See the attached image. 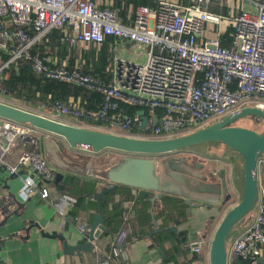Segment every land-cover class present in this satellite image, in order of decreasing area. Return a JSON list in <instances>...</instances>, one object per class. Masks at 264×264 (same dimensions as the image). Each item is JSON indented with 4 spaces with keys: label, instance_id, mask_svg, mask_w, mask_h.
<instances>
[{
    "label": "built area",
    "instance_id": "obj_1",
    "mask_svg": "<svg viewBox=\"0 0 264 264\" xmlns=\"http://www.w3.org/2000/svg\"><path fill=\"white\" fill-rule=\"evenodd\" d=\"M219 1L158 0L155 7L138 6L122 18L117 8L102 9L93 0H0V83L7 68L24 61L39 77L104 94V102L94 113L74 99L69 104H29L28 108L10 96L8 103L75 126L143 140L188 135L243 109L264 113V0ZM54 31L60 32L61 43L68 44L71 52L79 53L85 46L99 50L108 37L113 38L108 82L85 74L77 62L71 68V55L64 59L44 55L41 48L45 45L47 49ZM120 104L145 108L152 114L159 109L163 116L150 119L144 133H132L135 128L143 130L142 119L125 116ZM43 136L52 137L0 118V174L6 170L16 176L29 167L41 180H53L54 171L46 158L30 150L40 145ZM18 150L13 165L8 158ZM258 169V213L229 245L228 264H236L239 258L251 260L250 264L264 260V157ZM22 180L25 199L32 193L49 198L50 190H39L34 177L27 175ZM75 202L64 196L53 207L63 216ZM132 217L125 213V224ZM81 232L90 241V228L81 226ZM129 233L128 227L123 228L112 238V245L123 244ZM96 240L92 241L95 264L125 261L123 248L119 247L116 256L100 252ZM190 247L202 254L205 242L196 240Z\"/></svg>",
    "mask_w": 264,
    "mask_h": 264
},
{
    "label": "crops",
    "instance_id": "obj_2",
    "mask_svg": "<svg viewBox=\"0 0 264 264\" xmlns=\"http://www.w3.org/2000/svg\"><path fill=\"white\" fill-rule=\"evenodd\" d=\"M183 1L185 2L186 0ZM94 2L102 9L116 8L117 0H96ZM157 2L158 0L154 1L155 6ZM219 2V0H213V3ZM113 41V38L108 37L105 45L99 50L92 46L83 47L77 58L72 59L73 65L77 62L84 71L88 64L89 70L92 71L93 65L98 61L100 54L106 52V72L108 73L113 56L111 51ZM127 51V53H130L129 49ZM88 57H90L89 60ZM125 57L130 58L129 55H125ZM2 95L0 93V98ZM3 101L9 102L7 100ZM153 118L152 114V118H149V120ZM201 148L206 150L203 155L205 159H202L203 161L197 159L196 157L202 155L194 152L191 154L190 159L186 158L189 163L186 169L196 177L195 183L201 180L205 183V193L194 192L193 194L190 193L192 197L189 199L183 198L185 201L183 208L184 217L183 214L181 215L178 212L174 215L168 213V216L172 218L171 220L168 219V226L172 227L177 236L183 235L185 237L184 244H180L178 239H174L173 243L163 238V250L150 236L143 239L130 240L126 248H124L126 253L125 264H162L163 258L158 251L159 249L162 250L165 256V264H196V261L193 262L196 259V254L190 247V244L196 240L205 242L202 261L197 262H200L199 264H210V250L215 231L227 210L240 200L239 189L241 184L239 171L243 167V163L222 144L205 145ZM30 150L39 152L46 158L54 171L55 178L49 182H44L29 167H23L20 170V174L16 176L10 175L6 170L1 172L0 263L95 264L94 251L66 255L63 242L66 241L71 247H79L88 242L81 232V226L92 229L95 217L98 215L97 203L95 204L93 200H90L89 203L86 202L87 209L78 208L76 216L72 214L76 202L65 210L63 216L57 212L53 204L66 196L57 187L58 178L62 177L65 179L67 176H76L89 179L88 176L82 174L80 168L83 167L82 164H86L90 159L94 161L96 156L72 151L66 145L64 146V143L59 138L53 136L48 138L43 136L40 145L32 147ZM67 151L77 153L85 158L81 160L79 157L78 161L69 159ZM18 154L19 150L15 151L9 156L8 162L15 165L18 160ZM183 155L185 154H179V156L175 157L181 159L184 157ZM51 157L53 159L58 158L61 163L56 164L50 161ZM196 159L199 165H196ZM27 175L34 177L40 184L39 190L44 188L50 190V196L47 200L43 199L40 193H32L28 199L22 196V177ZM226 188L228 191L225 190ZM137 195L138 191L133 189L131 197L136 198ZM122 198L125 213L133 216L131 220H137L138 223L142 221L145 215L138 216V207H136L135 201L131 200L127 195L123 197L116 196L115 201L118 202ZM257 213L258 205L249 215L247 225L254 221ZM154 216L156 217L155 228L159 231L160 228L164 227L166 216L160 214L159 211H155ZM150 230V228H146L143 231L149 233ZM113 237L114 235L111 236V234L104 232L96 240L95 245L100 252H108L112 245Z\"/></svg>",
    "mask_w": 264,
    "mask_h": 264
},
{
    "label": "water",
    "instance_id": "obj_3",
    "mask_svg": "<svg viewBox=\"0 0 264 264\" xmlns=\"http://www.w3.org/2000/svg\"><path fill=\"white\" fill-rule=\"evenodd\" d=\"M138 116L143 122L141 128L147 129L149 118L146 111H139ZM250 116L258 117L264 122L263 112L249 108L188 135L165 140H143L75 126L0 100V118L32 126L59 138L64 146L72 151L93 156L115 151L123 155L115 163L102 167H98L93 159L82 164L83 167L80 168L82 174L104 182L105 187L94 196L98 205V215L90 230V241L79 247H71L64 241L66 255L92 252V241L99 239L104 232L110 234L105 223L103 202L110 193L121 186L153 192L157 196L164 194L188 199L192 197L184 186L188 187L189 184L194 186L196 177L186 169L189 166L187 160L177 159L174 155L194 152L204 155L206 150H202L201 147L222 144L243 163L239 171L240 200L225 213L215 231L210 250V264H228V247L246 229L249 215L256 208L260 196L258 162L264 157V132L259 133L234 125L237 121ZM157 122L158 118L155 117L154 124ZM195 161L196 165H199L197 159ZM225 190L228 191L227 188ZM196 193H205V190ZM158 251L163 258L162 264H165L162 250ZM250 263L251 260L239 258L236 264ZM259 263L264 264V260L260 259Z\"/></svg>",
    "mask_w": 264,
    "mask_h": 264
},
{
    "label": "trees",
    "instance_id": "obj_4",
    "mask_svg": "<svg viewBox=\"0 0 264 264\" xmlns=\"http://www.w3.org/2000/svg\"><path fill=\"white\" fill-rule=\"evenodd\" d=\"M96 1V0H93ZM155 0H117L116 8L119 10V15L122 18H126V15L129 12H132L138 6H148L155 7ZM212 11L218 12L215 6L211 7ZM232 30H229L226 38L229 37ZM60 32L54 31L49 36V43L47 44V49L42 46V52L44 55H57L60 59L66 58L68 55H71V58H77L78 51H72L69 49L68 44L61 43L60 41ZM227 43L224 42L223 46H226ZM90 57H88L89 60ZM71 59V60H72ZM7 58L4 59L6 61ZM73 61L71 63V68H73ZM107 68V53L102 52L98 58V61L94 63L93 70L90 71L88 64L83 71L87 75L97 76L103 81L108 82L109 75L106 72ZM0 90L4 91L7 95L14 97L16 99L24 100L27 103L33 105H38L41 103H55L61 102L64 104H69L71 99L75 101H80L82 107L87 112H97L102 103L104 102L103 92H99L96 89L85 88L61 81L48 80L42 77L37 76L31 69L29 63L24 61H19L16 64L11 65L7 68L3 75L0 83ZM122 110H124V115L130 119L139 118L138 112L141 110L146 111L148 118H152V113L150 110L145 108H137L127 104H120ZM153 116L158 118L163 116L162 110H156L153 113ZM262 121V120H261ZM132 133L141 132L144 133V130L140 128H135L131 131ZM148 132V131H147ZM67 156L72 160H83L85 157L78 155L77 153H71L67 151ZM121 153L115 151H106L97 155L94 159L95 164L98 167L106 166L115 163L117 160L122 158ZM186 159V157H183ZM187 160V159H186ZM188 162V160H187ZM55 178V177H54ZM58 189L62 192L63 195L72 197L76 199V204L72 212L76 216L78 213V208L87 209L86 202L93 200L96 204L94 198L95 194L100 192L104 187L105 183L93 179V178H81L76 176H67L65 179L62 177L58 178ZM46 182V181H44ZM104 183V184H103ZM133 188L121 186L118 190L110 193L106 200L103 202V207L105 209V223L107 228L110 231L111 236L119 233L123 228L128 227L130 233L128 238L123 244L120 245H111L108 250V253H111L116 256L118 253L119 247L126 248L130 240L133 239H143L147 236H150L155 243L162 247L164 250L163 238L168 242H173L174 239H178L180 244H184L185 237L183 235L177 236L173 231L171 226H168V219H172L168 216V213L174 215L176 212L183 214V208L185 206V201L183 198L174 196V195H164L160 194L157 196L156 193L148 191H138L137 197H131ZM130 197L131 200L135 201L137 208V214L145 215V218L138 223L137 220L132 221L131 219L125 224L124 215L125 210L123 208V198L118 202L115 201V197ZM98 206V205H97ZM159 211L160 214L166 216V221L164 227L160 228L157 231L156 227V217L154 212ZM184 217V214H183ZM146 228H150L149 233L143 231ZM196 259L193 262L202 261V254H196ZM120 264H125V261H121Z\"/></svg>",
    "mask_w": 264,
    "mask_h": 264
},
{
    "label": "rangeland",
    "instance_id": "obj_5",
    "mask_svg": "<svg viewBox=\"0 0 264 264\" xmlns=\"http://www.w3.org/2000/svg\"><path fill=\"white\" fill-rule=\"evenodd\" d=\"M226 15V14H225ZM1 99H3V100H7V101H10L11 99H10V96H8L6 93L5 94H3L2 96H1ZM21 103L22 104H24V106H26V107H28L29 108V104H26L25 105V103H23L22 101H21ZM235 126H239V127H245V128H249V129H252V130H255V131H257V132H259V133H262V132H264V122L263 121H261V119H259L258 117H254V116H250V117H245V118H243V119H241V120H239V121H237L235 124H234ZM179 154H181V153H179ZM179 154H176V155H174V156H179ZM183 154V153H182ZM185 155H183L184 157H186L187 159H190L191 157V154H193V153H184ZM198 156V155H197ZM199 157V158H198ZM198 157H196L197 159H205V156L203 157V155L202 156H198ZM60 158V157H59ZM161 158V157H160ZM178 158V157H177ZM50 161H53L54 163H56V164H60L61 163V161H59V159L58 158H54L53 159V157H51L50 158ZM203 161V160H202ZM60 162V163H59ZM53 163V164H54ZM200 183H201V185H200ZM184 188L185 189H187L188 190V192L189 193H196V192H200V191H203L204 192V190H205V183L203 182V181H198L197 183H194V186H192V185H188V187H186V186H184Z\"/></svg>",
    "mask_w": 264,
    "mask_h": 264
}]
</instances>
